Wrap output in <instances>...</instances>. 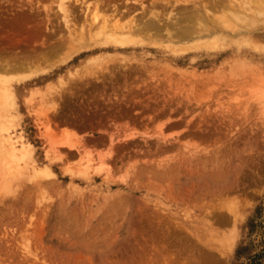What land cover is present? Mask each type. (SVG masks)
Segmentation results:
<instances>
[{
    "label": "rangeland",
    "instance_id": "1",
    "mask_svg": "<svg viewBox=\"0 0 264 264\" xmlns=\"http://www.w3.org/2000/svg\"><path fill=\"white\" fill-rule=\"evenodd\" d=\"M174 1L0 0V264H264V0Z\"/></svg>",
    "mask_w": 264,
    "mask_h": 264
},
{
    "label": "bare ground",
    "instance_id": "2",
    "mask_svg": "<svg viewBox=\"0 0 264 264\" xmlns=\"http://www.w3.org/2000/svg\"><path fill=\"white\" fill-rule=\"evenodd\" d=\"M189 1V0H188ZM191 1V0H190ZM194 1V5H193V3L191 4L192 5V7L191 6H188V4H186V3H188L187 2V0H177V1H174L175 3H178V2H181V4L180 3H178V4H180V5H178L177 4V7H174V9L176 8V13H177V8H178V13H177V15L178 16H176V13L174 14L172 11H174L172 8V10L169 8V10H170V14L172 13L173 15H174V17L176 18V20L174 21V19H172V21L171 22H166V21H162V20H160L159 19V17H157V18H155V19H157L156 21L157 22H153V23H150V24H148V23H144L145 21L143 20L142 22H135V23H133L132 21H130L132 24H129V26H124L125 28H122L121 30H124V29H126V27H128V29L130 30V32L131 31H136V33H137V31H139V32H141V31H143V30H145V29H147V28H151V26L156 30V33H158V34H163V33H165L167 36H169L170 37V39H175V40H179V39H181V40H186V39H192L191 37H194V35L196 34H198V37H200V39H202L203 38V36H205V34H209V32L210 31H218V30H220L221 31V28H220V25H215V23L214 22H211V19H205V18H203V21H204V23H202V21H200V20H198V18L202 15V13H200V11H201V6H203V8H205L206 10H208V8L209 7H212L211 9V11H213L214 10V12H216V10L215 9H217V7L218 6H221V8H222V5H223V3H224V7H223V9L222 10H226L225 9V7L228 9V10H230V12L232 13L233 11H231V8H233L232 10H234V12H235V10H237V8H241V10L243 9V11H244V8H242V6L240 5V6H236V2L234 1V0H216V2L213 0V4L212 3H210V4H208V3H206V1L208 2V1H210V0H201V1H197V0H193ZM192 1V2H193ZM212 1V0H211ZM224 1H227L226 3L224 2ZM229 1V2H228ZM236 1H238V0H236ZM246 1V0H245ZM239 2V4L242 2H240V1H238ZM247 2V1H246ZM245 2V3H246ZM175 3H174V5H175ZM183 3V4H182ZM248 3V2H247ZM172 4V3H171ZM170 4V5H171ZM221 4V5H220ZM163 4L161 3V6H162ZM193 6L196 8V10H194L193 9ZM243 6H244V4H243ZM251 6H253V5H251ZM171 7H173L172 5H171ZM237 7V8H236ZM245 7V9H246V6H244ZM142 8L144 9V12H145V10H146V6H142ZM164 8H165V6H164ZM230 8V9H229ZM133 9H135L134 7H133ZM249 9V8H248ZM240 10V9H239ZM166 11H168V10H166ZM210 10H209V12H211ZM228 12V11H227ZM226 12V13H227ZM239 13H243L242 11L240 12V11H238ZM229 13V12H228ZM227 13V14H228ZM231 13H229V14H231ZM139 14V17L141 16L140 15V13H138ZM137 14V15H138ZM167 14V13H166ZM204 14V13H203ZM207 14H208V11H207ZM207 14H205V15H207ZM227 14H224V15H227ZM233 14V13H232ZM235 14V13H234ZM233 14V15H234ZM237 14V13H236ZM244 14V13H243ZM159 15V14H158ZM161 15V14H160ZM163 15H164V13H163ZM167 15H169V13L167 14ZM233 15H232V21H233ZM241 15V14H240ZM245 15V14H244ZM143 16H145V15H143ZM202 16H204V15H202ZM228 16V15H227ZM230 16V15H229ZM237 16H238V14H237ZM237 16H235V18L237 17ZM242 16V18H243V15H241ZM169 17H170V15H169ZM216 18H218L217 17V15L215 16ZM215 17H213V18H215ZM220 17V16H219ZM245 17V16H244ZM247 17V16H246ZM245 17V18H246ZM144 18V17H143ZM216 18L214 19V21H217L218 20V22L219 21H221V20H219V18L216 20ZM240 16H239V18H238V20L239 19H242ZM245 18H244V20H243V22L245 23V25H246V20H245ZM155 19H154V21H155ZM166 19V18H165ZM221 19H222V22H228V18L225 20V21H223V18L221 17ZM225 19V18H224ZM230 19V18H229ZM137 20V19H136ZM141 20V19H140ZM187 20H188V24H185L184 22H187ZM150 21V20H149ZM149 21H147V22H149ZM230 21H231V19H230ZM241 21V20H240ZM246 21V22H245ZM221 22V23H222ZM239 22V21H238ZM242 22V21H241ZM170 23H172V24H174V27L173 28H170L169 26H170ZM235 23V22H234ZM244 23H243V25H244ZM171 24V25H172ZM223 24V23H222ZM231 24V23H230ZM230 24H227V26H229ZM236 24H238V26H240L239 25V23H237V21H236ZM227 26H223V27H227ZM233 26V25H232ZM100 27H102L103 29H105V30H107L108 31V35H107V39H106V41L108 42V44L106 45V46H102V48H105V49H108V48H117V47H121V46H123V45H125V41H123V40H121V39H118L117 37H116V32L117 31H119V30H117L118 28H116V29H114V28H109L105 23L104 24H102ZM235 27V26H234ZM233 27V28H234ZM128 30V31H129ZM163 30H167L166 32H162ZM227 30V29H226ZM147 31V30H146ZM230 32V31H229ZM252 32V31H251ZM217 33V32H216ZM220 33H222V32H220ZM262 33H263V30H262ZM71 34H72V32H71ZM82 34V33H81ZM212 34V33H211ZM218 34H219V32H218ZM217 34V35H218ZM254 34H255V32H254ZM257 34V33H256ZM259 35H261L260 33H259ZM70 36H72V35H70ZM83 36V35H82ZM261 36H263V35H261ZM73 37V36H72ZM197 37V36H196ZM196 37H195V39H196ZM202 37V38H201ZM70 38V37H69ZM217 38V37H216ZM216 38H214V39H216ZM68 39V38H67ZM167 39H168V37H167ZM194 39V38H193ZM198 39V38H197ZM181 40H179V41H181ZM199 40V39H198ZM206 40H207V37L205 38V40L203 41V42H206ZM197 41V40H196ZM65 42H67V41H65ZM201 43V42H200ZM207 43V42H206ZM202 44V43H201ZM2 129H3V127H2ZM5 136V135H4ZM7 137H9V136H7ZM7 137H5L4 139L6 140L5 142L8 144V150H9V147H11L12 149H10V154H11V151H12V153H14L13 152V150L14 149H16V147H15V142L9 137V138H7ZM4 142V143H5ZM15 152H16V150H15ZM177 231V230H176ZM178 233V232H177ZM182 233V232H181ZM201 257V256H200ZM203 258H205L204 256H203ZM205 262H206V260H205Z\"/></svg>",
    "mask_w": 264,
    "mask_h": 264
}]
</instances>
